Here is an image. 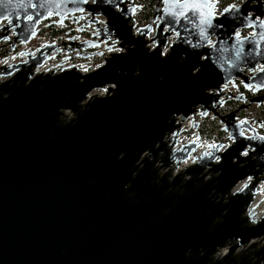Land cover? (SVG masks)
Listing matches in <instances>:
<instances>
[{
  "label": "water",
  "instance_id": "obj_1",
  "mask_svg": "<svg viewBox=\"0 0 264 264\" xmlns=\"http://www.w3.org/2000/svg\"><path fill=\"white\" fill-rule=\"evenodd\" d=\"M198 2L208 7L178 16L162 0L136 27L134 0H0V39L9 27L27 42L43 20L85 18L78 28L93 24L95 39H71L67 51L112 36L122 48L79 52L103 58L85 73L36 71L54 42L0 65V264H264V214L251 204L264 180V117L237 118L264 104V0L220 16L215 0ZM236 76L263 92L223 91ZM229 97L242 102L220 113ZM196 110L212 111L230 143L204 141L198 121L179 143Z\"/></svg>",
  "mask_w": 264,
  "mask_h": 264
},
{
  "label": "built area",
  "instance_id": "obj_2",
  "mask_svg": "<svg viewBox=\"0 0 264 264\" xmlns=\"http://www.w3.org/2000/svg\"><path fill=\"white\" fill-rule=\"evenodd\" d=\"M135 13H137V11ZM96 17L99 20V24L104 25L105 17L101 14L97 15ZM48 20L49 19L43 20L38 24L36 34L27 42H21L19 39H14L15 33L13 32L12 27H9L6 30L7 36L0 39V65L23 61L27 57V54L24 52V50L35 54L38 47L43 46L48 42H54L57 45V48L51 50L49 52V57L40 66H37L35 70L38 72H44L46 70L55 69L59 66L70 67L72 65H76L81 72L85 73L101 65L103 63V58L98 54L85 57L79 55V52L102 50L105 54H108L110 52H115L122 49L119 46V39L112 36L107 41L101 40L100 44L97 46H78V48L67 51L65 47L68 46L71 39L77 43H80L87 39L94 38L92 36V33L96 32V29L93 28L94 25L92 24L89 27L84 26L83 29L80 30L78 26L83 25L85 18H80L79 21L76 22L70 17H66L63 24H48ZM133 20L137 22L135 14ZM6 22V19L0 21V27ZM173 37L174 36L171 35L168 38V42L162 52L167 51V46L169 45L170 41L173 40ZM224 85V91L231 90L233 93L245 91L242 88H234L231 82H227ZM105 91V88H95L91 92L103 94L105 93ZM248 95H250L249 92ZM220 98H225V95H221ZM239 103V100H235L234 98L229 97L226 99L225 103H223V105H221L217 109L220 113H227L228 111L236 108ZM243 116H246L247 119L254 116L263 118L264 104L258 105L253 103L245 109H240L237 112V118H241ZM193 121L199 122L198 129L203 136L204 141H215L221 139L224 141V146L230 143L228 133L222 129V123L212 113V111H209L206 116H203L201 115L200 110L194 111L192 114H189L184 120L180 122V133L178 135L179 143H184L195 137L196 129L192 126ZM254 125L257 126V123H254ZM257 129L259 132L264 134V124L261 127L257 126ZM206 132H210L211 135L209 137L206 136ZM245 132L249 133L248 130H245ZM251 204L257 216L264 214V180L259 182L257 191Z\"/></svg>",
  "mask_w": 264,
  "mask_h": 264
},
{
  "label": "flooded vegetation",
  "instance_id": "obj_3",
  "mask_svg": "<svg viewBox=\"0 0 264 264\" xmlns=\"http://www.w3.org/2000/svg\"><path fill=\"white\" fill-rule=\"evenodd\" d=\"M139 1H140V2H139ZM220 1H221V2H220ZM241 1H242V0H215L216 3H215V6H214V13H215L216 16H220V15L223 13L222 10L224 9V7H226V6L229 5V4H232V5L239 4ZM134 2H136V3L139 2V3H141V4L144 5L145 0H134ZM157 5H158V6H161V5H162V0H154V1H153V4H152V7H149V8H148L149 10L151 9V14H150V16H149L147 22H149L150 20H152V15L154 14ZM139 8H140V7H139ZM139 8H137L136 11H138ZM155 20H156V19H155ZM155 20L152 21V22H153V25H155ZM147 22H146V23H147ZM135 25H136V26H139V25H143V24H138V23L136 22ZM153 33H154V31L151 32L150 34H153ZM248 33H250V29H249V28H243V29L240 31V34H241V35H246V34H248ZM168 47H169V45L167 46V49H166V50H168ZM258 67H260V63L258 64ZM258 67H256L255 70H257ZM247 72H248V71H247ZM234 79H235V82H236V84H237L236 87L232 84L231 81H229V82H231L232 86H233L234 88H236V89H238V88H242V89H244L245 91H239V92H243V93H245L247 97H250V96L253 95V94H259V93H262V92H263V91L252 92L251 89H247V88H245V87L243 86V84H242V79H241L240 76H236ZM222 86H223V85H222ZM223 91H224V90H223ZM246 91H248V92L250 93V95H248V92H246ZM236 93H238V92H236ZM225 96H226V95H225ZM235 100H236V99H235ZM241 102H242V101H240V103H241ZM246 102H247V100L245 101V103H246ZM253 103H255V102H252L251 104H253ZM251 104H250V105H251ZM255 104H256V103H255ZM250 105H248V106H250ZM259 105H263V104H259ZM243 109H245V108H243Z\"/></svg>",
  "mask_w": 264,
  "mask_h": 264
},
{
  "label": "snow or ice",
  "instance_id": "obj_4",
  "mask_svg": "<svg viewBox=\"0 0 264 264\" xmlns=\"http://www.w3.org/2000/svg\"><path fill=\"white\" fill-rule=\"evenodd\" d=\"M9 2H11V0H9ZM31 6L35 7L36 5L33 4ZM174 6L182 9L179 13H176V15H178V16H184L185 15V11L189 10V9L193 10L194 12H200L202 8L208 7V5H206V4L199 3L198 0H184L183 3H181L180 0H175ZM228 10L229 9H226L225 11H228ZM49 15H51V13H49ZM208 15L210 16L211 13H209ZM27 19L28 20H32L33 17L32 16H28ZM200 23L210 26L211 25V20L208 19V17L206 16L202 20H200ZM201 34L203 35V30H202ZM239 55H240V51L237 50V52H236L237 58L239 57ZM261 71H264V68H262ZM213 147H216V146H213Z\"/></svg>",
  "mask_w": 264,
  "mask_h": 264
},
{
  "label": "rangeland",
  "instance_id": "obj_5",
  "mask_svg": "<svg viewBox=\"0 0 264 264\" xmlns=\"http://www.w3.org/2000/svg\"><path fill=\"white\" fill-rule=\"evenodd\" d=\"M140 2V1H139ZM137 2V3H139ZM221 2V1H220ZM141 4V3H140ZM148 10V4L147 6L146 5H143L141 4V7L139 8V10L137 11V13H135V17H136V20H137V23L138 24H144L148 21V17L145 16V12Z\"/></svg>",
  "mask_w": 264,
  "mask_h": 264
},
{
  "label": "trees",
  "instance_id": "obj_6",
  "mask_svg": "<svg viewBox=\"0 0 264 264\" xmlns=\"http://www.w3.org/2000/svg\"><path fill=\"white\" fill-rule=\"evenodd\" d=\"M153 1H154V0H145L144 5L147 6V4H148V8H149V7H152ZM150 14H151V9H150V10L148 9V10L145 12V16L148 17V16H150ZM211 132H212V131H211ZM205 135L209 137V136L211 135V133H210V132H206Z\"/></svg>",
  "mask_w": 264,
  "mask_h": 264
}]
</instances>
